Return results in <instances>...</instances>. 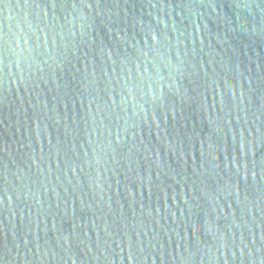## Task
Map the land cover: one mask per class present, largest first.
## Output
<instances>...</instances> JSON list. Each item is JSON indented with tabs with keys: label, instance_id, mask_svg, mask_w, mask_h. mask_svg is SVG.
Listing matches in <instances>:
<instances>
[{
	"label": "water",
	"instance_id": "water-1",
	"mask_svg": "<svg viewBox=\"0 0 264 264\" xmlns=\"http://www.w3.org/2000/svg\"><path fill=\"white\" fill-rule=\"evenodd\" d=\"M0 264H264V0H0Z\"/></svg>",
	"mask_w": 264,
	"mask_h": 264
}]
</instances>
